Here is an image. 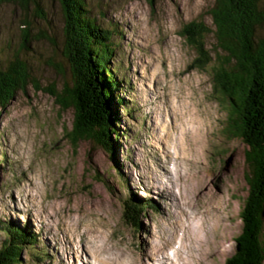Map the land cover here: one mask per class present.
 Masks as SVG:
<instances>
[{"label": "rangeland", "instance_id": "374dc122", "mask_svg": "<svg viewBox=\"0 0 264 264\" xmlns=\"http://www.w3.org/2000/svg\"><path fill=\"white\" fill-rule=\"evenodd\" d=\"M35 1L39 9L0 4V70L17 58L40 90L27 87L0 113V246L3 226H24L38 246L24 251L22 264H108L99 247L94 253L103 263L96 262L85 242L90 233L117 264H156L151 258L172 247L169 239L178 237L188 213L214 243L195 261L225 264L242 229L246 148L227 133L228 101L212 92L215 63L191 69L194 53L177 35L212 0H156L154 12L146 0H84L87 16L112 33L108 69L119 98L114 157L92 143L69 141L72 111L60 110L45 93L69 81L64 19L57 0ZM205 45L214 60L212 35ZM174 151L181 165L174 180L186 195L179 216L160 182L173 184L161 167L170 170ZM186 174L194 179L193 194ZM131 195L147 206L138 226L123 222L122 202ZM214 202L218 208L208 212Z\"/></svg>", "mask_w": 264, "mask_h": 264}, {"label": "trees", "instance_id": "16d2710c", "mask_svg": "<svg viewBox=\"0 0 264 264\" xmlns=\"http://www.w3.org/2000/svg\"><path fill=\"white\" fill-rule=\"evenodd\" d=\"M64 19L63 58L69 81L45 93L60 110H71L69 134L72 145L88 142L115 156L114 130L119 101L118 84L108 69L112 55V33L102 30L87 16L84 0H57ZM154 12L156 0H146ZM21 9H39L35 0H0ZM210 18L211 26L204 21ZM23 41L26 44L27 34ZM193 51L191 69L203 71L214 62L213 94L229 105L228 130L244 148V176L248 191L240 214L242 229L235 238V251L225 264H264V0H212L206 13L184 24L177 34ZM212 35L211 51L205 39ZM24 44V46H25ZM32 86L28 67L17 58L0 70V113L16 95ZM145 201L134 195L122 202L123 222L138 226L146 209ZM14 226V225H13ZM3 226L0 264H22L21 256L38 246V237L27 227Z\"/></svg>", "mask_w": 264, "mask_h": 264}, {"label": "bare ground", "instance_id": "6f19581e", "mask_svg": "<svg viewBox=\"0 0 264 264\" xmlns=\"http://www.w3.org/2000/svg\"><path fill=\"white\" fill-rule=\"evenodd\" d=\"M167 147H169V144L167 145ZM173 150H174V148H173ZM165 152H166V149H165ZM173 153L174 154L168 156L167 159H169L168 160L169 164L172 165V167H175V169L171 170V168H170V170H166L163 166L161 167V170H162L161 177L163 179H165V177H168V175L169 176L171 175V177L173 176V180H171V182L173 181V184L171 185L170 183H168L167 179L160 181V182L163 184H167V187H165V188L168 189V191L164 193L165 194V200L167 202H170L172 204V206L176 207L174 211L177 212V215L179 216V213H183V209L181 206V200L186 195L183 193V188H182L181 192H179L180 186L177 183V181L174 180V175L177 174L178 168H180L181 165H179V162H178L179 159L176 156L175 151ZM192 169L193 168L189 169L190 171L188 170V173L191 172ZM170 171H171V173H170ZM190 177H191V175L186 174L187 182L190 185L188 188V191L190 192V194H193L194 189H192V187H191V182H193L194 179L190 178ZM159 179H160V177H159ZM159 186L164 187L160 184H159ZM175 190L177 192H175ZM180 195H182V198ZM215 203L216 202L212 203L209 206L207 205L206 210L208 212H211L212 208L217 209L218 207L215 206ZM197 210L194 209V207L191 208L192 212H196ZM208 212H206V213H208ZM184 217L185 218L181 222L182 227L180 228L182 231L179 233L178 237H174L173 239L170 237V239H169V242L170 241L172 242V247H170L166 252H162L160 250L161 249L160 247H158V249H155V250H160V251H158V254L156 256H153V258H151V259H154L156 264H189L188 261H190L191 258L193 259V260H191V264H201V262L203 260L200 259L198 261H195L194 256H196L201 251L205 253V250H203L204 247H208L209 245H214V243H210V241L208 239H206L208 237V234L205 233L206 230L204 228L203 223H201V224L196 223L197 218L191 216L188 213H184ZM214 228H217V227H215V225H213V224L208 227L209 231H211V232H214V230H216ZM88 234H89L88 236H86V235H83V236L87 237L85 242L90 247L91 251L94 253V249L99 247V252L110 256L109 257L110 263L108 262V264H117L116 261H113L111 259L113 254L110 251H108L104 246H99L97 244L98 242L97 243L94 242L93 241V240H95L94 238H92L90 240V233H88ZM93 237H95V236H93ZM191 238L194 240V243H195V245H193V246H189V244H188V239L192 243ZM167 244L168 243H166V245ZM170 252H172V254H170ZM104 254H100V255H104ZM94 255H95L96 262L103 263L100 257H98L95 253H94ZM205 255H208L207 250H206ZM124 264H125V262H124ZM132 264H138V261L133 262Z\"/></svg>", "mask_w": 264, "mask_h": 264}]
</instances>
